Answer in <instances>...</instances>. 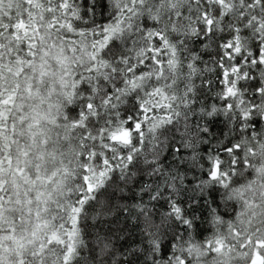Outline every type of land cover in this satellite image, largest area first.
<instances>
[{
    "label": "snow or ice",
    "instance_id": "snow-or-ice-1",
    "mask_svg": "<svg viewBox=\"0 0 264 264\" xmlns=\"http://www.w3.org/2000/svg\"><path fill=\"white\" fill-rule=\"evenodd\" d=\"M0 264H264V0H0Z\"/></svg>",
    "mask_w": 264,
    "mask_h": 264
}]
</instances>
